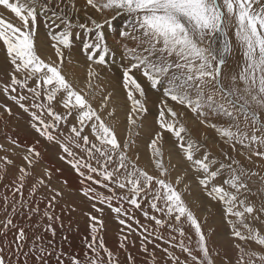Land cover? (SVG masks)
<instances>
[{
	"label": "snow or ice",
	"instance_id": "obj_1",
	"mask_svg": "<svg viewBox=\"0 0 264 264\" xmlns=\"http://www.w3.org/2000/svg\"><path fill=\"white\" fill-rule=\"evenodd\" d=\"M85 3L101 19L86 16V22L74 24L64 9L59 8V3L53 6L51 0H0V6L14 14L20 22L16 24L0 16V42L6 46L13 66L10 83L3 85V92L30 114L31 126L40 136L60 146V159L71 165L80 177L102 184L105 188L111 185V195L97 193L94 188L84 186L81 190L86 197L107 204L118 219L121 215H129L123 202L136 209H141V202H148L154 212L166 219L149 216L148 211H143V215L157 225L167 224L181 237L175 246L186 253L188 259L181 261L175 253L164 249L172 264H215L201 222L178 190L182 177H177L175 182L169 179L163 150L164 133L168 132L175 137L176 146L193 170L200 174L199 183L207 196L222 206L231 235L240 241L235 244L236 259L222 260L221 264H264V251L248 246L255 242L264 248V232L253 226L258 222L264 224V187L255 192L249 187L253 177L264 185V176L245 169L239 160L227 154H224L225 160L212 157L204 144L191 138L184 123L185 113L169 104L172 101L190 111L200 124L213 129L221 142L232 149L237 144L247 148L255 144L254 154L264 157V148L260 147L264 146V0H85ZM71 6L75 8L74 3ZM41 15L46 17V22L51 20L60 29L49 33L58 62L46 61L37 52L34 35L37 18ZM118 17L124 18L123 23L113 27ZM106 26L113 28L119 37L117 43L122 49L119 63L116 53L105 41ZM74 28L95 33L94 39L83 42L82 50L89 63L82 88L74 86L62 72L63 50L72 47ZM230 30L242 61L236 65L239 71L232 73L229 85L225 86L224 69L230 67L228 60L233 54ZM109 56L112 57L111 62L106 59ZM112 65H116L121 72V87L131 104L123 139L116 130V109H109L113 93L98 83L102 77L94 67ZM137 74L151 89H162L163 92L156 118L159 130L152 134L149 143V163L156 170L155 175L139 166L138 155L135 158L130 155L135 146L134 136L139 135L134 128L141 127L138 121L149 111L146 89ZM25 90L29 95H25ZM97 96L100 100L94 106ZM53 102L62 106L63 114L56 110ZM6 110L11 113L10 108ZM69 118L75 123L70 125L69 134L60 139L53 133L61 123L67 125ZM38 144L39 141L36 142ZM36 145L29 146L23 155L28 167H19L11 199L8 195L2 197L6 218L0 221V227L4 235L9 228H17L12 241L17 256L28 236L24 227L13 223L12 217L17 214L18 208L28 206L23 188L26 177L31 175L29 169L41 156ZM197 153H200L199 158ZM13 163L8 156L0 157V173L6 171V165ZM94 174H99L101 179H95ZM52 176V171L46 168L32 184L29 197L35 196L41 187L51 193L43 211L48 223L43 227L54 237L56 228L52 221L59 217L54 216L51 209L63 193L51 186ZM81 182L83 184V180ZM117 190H126V194L119 195ZM253 196L260 201L259 205L252 202L250 198ZM113 200L121 203L114 206ZM92 207L98 212L103 211L97 208L96 203ZM39 212L37 204L35 208H29L28 216L31 218ZM90 219L91 240L86 243L87 251L82 259L71 257L70 264H118L103 239L98 240V224L102 226L103 222L98 221L96 216ZM182 219L194 229V242L189 237L185 243V229L180 226ZM119 223L123 225L126 220L119 219ZM136 223L139 224V221ZM126 239V236L122 238L121 248L125 246L123 241ZM51 244L52 241H48V245ZM143 250L148 251L146 246ZM29 251L36 253V259L42 264H47L45 257L51 255L40 235L33 238ZM4 252L5 249L0 247V264H11ZM24 255L27 258L28 253ZM128 259L131 261L132 257L129 255ZM57 264H64L59 256Z\"/></svg>",
	"mask_w": 264,
	"mask_h": 264
},
{
	"label": "rangeland",
	"instance_id": "obj_2",
	"mask_svg": "<svg viewBox=\"0 0 264 264\" xmlns=\"http://www.w3.org/2000/svg\"><path fill=\"white\" fill-rule=\"evenodd\" d=\"M77 14L79 15V22H86V19L83 18L81 14L78 12ZM0 16H3L5 19H8L13 23H20L14 14L5 10L2 6H0ZM88 16H90V13ZM71 19L74 21L73 17H71ZM122 19L124 18L118 17L116 21L113 22V27L121 24ZM45 21L46 17H43V15L38 16L34 35L35 46L38 54L41 55L42 58L49 54L52 55L49 58H56L57 56L53 47L54 41L49 35L50 31H48ZM115 23L117 24L115 25ZM107 28L110 33L114 35L115 39L119 38L113 28ZM75 31L76 28H74V34ZM104 32L106 37L107 32L105 28ZM78 33L79 34L77 36L73 37L72 47L65 48L63 50L64 62L62 65V72L67 79L73 82L74 86L82 88L86 82V67H88L87 63L89 62L82 50L83 45L81 44V39L83 40L84 36L92 37V39H94L95 33H91L90 36V33L86 34L85 31L80 29H78ZM230 37L233 40V54L228 60V65L230 67H226L224 69L225 86L229 85L232 73L234 71H239L236 65L238 62L242 61L239 47L235 42V38L231 30ZM118 40L119 39L115 42L116 48L113 47L112 43L106 42L108 46H110V49L116 53V56L118 55L117 63L119 62V55L122 53V49L117 44ZM117 50H119L118 54L116 52ZM74 51L75 56L79 55L77 58L84 64V66L81 67V72H79L80 68L73 67L71 69L72 71L76 70L77 75L67 68L69 67L67 64L72 62L71 53ZM82 58H84V61ZM48 59H46V61ZM106 59L111 62L112 57L109 56L106 57ZM56 60H58V57ZM80 61L77 60L79 63ZM113 67V65L111 67L101 66L100 74L104 80L101 79L98 83L101 87L105 88L106 91H111L113 93L109 109H116L114 118L115 123L118 120L119 115H121L124 119L120 126L117 125L116 129L118 136L123 139L126 134L127 115L130 111L131 104L126 98L125 90L121 87V72L118 67H115V69ZM106 69L107 72L105 73L104 71H106ZM12 70L13 66L10 63V58L7 56L6 46L0 42V119L3 122V118H6L3 124L0 125V157L8 156L9 159L14 161L12 165L5 166L6 171L0 173V177H2L0 178V221H3L6 218L2 197L4 195H8L11 199V189L19 176V167H28L26 162L23 160V155L26 154L27 148L39 141L38 146H36L37 150L40 151L41 156L34 166L29 169L31 175L26 177L24 182L23 195L24 199L28 201V206L18 208L17 214L12 217L13 223L17 227H24L28 236V239L24 242V248L21 249L19 256L14 254L15 244L12 243L17 228H9L7 230V235H4V230L0 227V247L5 249L4 255L6 259H10L11 264H25V259H27V264H42L41 261L36 259L37 254L29 251L32 240L36 235H40L44 238L45 246L48 247V250L51 253V255L45 257L47 264H57L58 256L64 261V264H70V259L73 256H77L82 259L84 253L87 251L86 243L91 240V216H96L98 221L103 222L102 226L98 224V240L99 238L103 239L105 246L113 252L114 260H118V264H172L168 253H166L164 249H168V252L175 253V255L180 257L181 261L188 259L187 254L182 253L181 249L178 246H175L178 245L181 240L177 231L169 228L167 224L163 226L157 225L155 221L143 215V211H148L149 216L156 215L160 219H166V217L160 213L154 212L149 207L148 202H141V209H136L133 206H130L126 201L123 202V206L128 210L129 215L128 217L123 215L119 217V219L126 220V223L122 225L119 223L117 214L114 213L107 206V204H101L83 194L81 189L82 187L87 186L89 188H94L97 193L111 195V192L109 191L111 185H109V188H105L102 184H96L93 181H88L85 178L80 177L71 165H69L65 160L60 159V156L62 155V149L60 146L56 142L48 141L45 137L40 136V134L31 126L32 122L30 114L21 109L15 101L9 99V94L4 93L2 90L4 84L10 83V74ZM66 70L67 72H64ZM107 74L110 76L106 79L104 76ZM137 75L141 80V83L145 86L146 102L149 111L144 117H142V120L138 121V124H140L141 127L134 128V132L139 133V135L134 136L135 146L131 150L130 155H133V158L138 155L139 166L145 168L150 174L155 175L156 170L153 165L149 163L151 156L149 143L152 134L159 130L156 118L158 116L160 100L163 98V92L162 89H151L146 81L140 77L139 74ZM31 84L32 82L29 81L30 86ZM116 88L120 89V93L116 92ZM18 91H20L19 88ZM25 95H29L26 90ZM96 98L94 106L98 104L100 100L99 96ZM53 104L56 110L63 114L62 106L56 104L55 102H53ZM169 104L170 106L176 108L177 111L185 113L186 119L184 123L191 134V138L205 144V148L212 154V157L219 160H225L224 154H227L228 156L233 157V159L239 160L245 169L258 172L260 175L264 176V157H258L254 154L257 147L255 144H253L251 148L242 147L237 144L236 148L232 149L227 144L221 142L218 134L213 129L200 124L196 116L190 111L185 110L181 106L175 105V102L169 101ZM7 108L11 109V113L7 112ZM122 110L124 111V115H122ZM45 118L47 119V116H45ZM262 119H264V113H262ZM142 122L145 123L143 130ZM72 123H75V121L69 118L68 124L65 125L64 123H61L59 128L53 134L58 136V138L63 139L64 136L69 134L70 125ZM87 131L88 130L86 129L85 132L87 133ZM248 131L250 133L251 128H249ZM257 134L259 135V133ZM12 141H15L16 143L13 144ZM28 141L31 142V145L27 144ZM260 147L264 148V146ZM163 150L165 165L168 167L170 173L169 179L175 182L177 177H181L178 173H176V170L179 168L183 170L181 173L183 174L181 182H183L184 179H191L192 184H194V186L190 188L191 186H184L180 183L178 185V190L181 191L185 202L200 220L201 227L207 238L210 255L215 261V264H221L222 260L231 259L234 261L237 257L235 244L240 243V241L231 235V228L226 223L222 212V206L207 196L205 189L199 183L200 174L193 170L191 163L184 158L181 151L176 146L175 137L168 132L164 133ZM80 154L83 155V153ZM142 155L149 157L147 164H143ZM49 156L53 161V163L50 161L51 164H53L51 167L44 161L45 158H49ZM199 156L200 153H197V158H199ZM249 156H251L250 160L248 159ZM176 158H180L183 162L180 164L173 162ZM52 167H57L58 170L55 171V168L53 171L51 169ZM46 168L51 170L53 173L51 186L57 188L63 193L61 197L57 198L56 203L51 209L54 216L59 217L58 220L52 221L53 226L56 228V235L54 237L50 232H45L43 227L48 223L47 219L43 217V211L47 207V198L51 193L47 188L41 187L35 196L29 197V191L32 184L44 174V170ZM94 178L101 179L99 174H94ZM82 180L83 184L81 182ZM69 181L71 182L67 183ZM189 184L190 183H188V185ZM6 185L8 186L7 189L5 188ZM194 187H196V190H194ZM249 187L252 188L253 192H255L258 188L264 187V185L260 184L257 177H253L252 181L249 183ZM117 194L125 195L126 190H117ZM90 195L92 194L90 193ZM16 199L18 200L19 196H17ZM195 199L199 201L197 202ZM250 199L253 203L259 205L260 201L257 197L253 196ZM93 203H96L97 208H102L103 211L98 212L92 207ZM112 203L114 206H119L121 201L113 200ZM37 204L39 205L40 212L34 213L31 218H29V208H35ZM132 217H135V219H132ZM262 220H264V217H262ZM136 221H139V224H137ZM37 224L40 226L36 227ZM61 225H63V227H61ZM180 226L185 229V243L188 242L189 237L194 242L196 239L194 229H192L183 219L180 221ZM253 226L260 228L262 232H264V224L258 222ZM145 228L147 229L146 232ZM125 236L127 237V239L123 241L125 246L121 248L120 244L122 242V238ZM65 237H67V239H64ZM145 237H147V239H145ZM48 241H52L51 246L48 245ZM143 246L147 247V252L143 250ZM248 246L257 251H264V248L256 245L255 242H252ZM61 251L63 252V255H61ZM25 253H28L27 258H25ZM102 255L106 254L102 253ZM129 255L132 257L131 261L128 259Z\"/></svg>",
	"mask_w": 264,
	"mask_h": 264
},
{
	"label": "bare ground",
	"instance_id": "obj_3",
	"mask_svg": "<svg viewBox=\"0 0 264 264\" xmlns=\"http://www.w3.org/2000/svg\"><path fill=\"white\" fill-rule=\"evenodd\" d=\"M51 2H52V5L53 6H55V5H57L58 3H59V8H62V9H64V11H65V13L71 18V17H73L74 18V21L73 22H79V15L77 14V12L79 13V14H81V16H83V18H85L86 19V16H88V14L90 13V16L92 15V17L93 18H96V19H101V17H100V15L99 14H97V13H95L90 7H86V3H85V0H51ZM72 3H74L75 4V8H73L72 6H71V4ZM76 11V12H75ZM82 11H85V12H82ZM51 14L49 13V16H50ZM43 17H45V16H43ZM84 19V20H85ZM121 19V18H120ZM83 20V19H82ZM121 22L123 23V19L121 20ZM56 23H59V21H56ZM76 23H74V24H76ZM45 24H47L46 26H47V29H48V31H50V32H56V31H59L60 29H57L56 27H55V24H53L52 22H51V20H47V22L45 21ZM117 23H115V25H116ZM63 27V25H61V28ZM105 30H106V32H107V36L105 37V41L106 42H110V43H112V45H113V47L114 48H116L115 46V42H116V40L117 39H119V38H116L115 39V37H114V35L113 34H111L110 33V31L108 30V28L107 27H105ZM115 32V31H114ZM79 33H78V29H76V31H75V34H74V36L73 37H75V36H77ZM86 34H87V32H86ZM90 36H91V33L89 34ZM83 37V36H82ZM95 37V36H94ZM79 38H81V37H79ZM90 39H92V37H83V40L81 39V44L83 45V42L85 41V40H90ZM118 44V43H117ZM112 47V46H111ZM109 48H110V46H109ZM117 52V54L119 53V50H117L116 51ZM52 55L51 54H49V55H46V56H44L43 58L46 60V59H48L49 57H51ZM57 56V55H56ZM79 55H77V56H75V51L74 52H72L71 53V57H72V62H70V63H68L67 64V66H69V67H67L69 70H71L73 67H75V68H80L79 70V72H81V67L82 66H84V64L77 58ZM120 56V55H119ZM57 58V57H56ZM56 58H49L51 61H53V62H58V60H56ZM48 59V60H49ZM76 61H75V60ZM83 59V61H84V58H82ZM81 59V60H82ZM110 59V58H109ZM116 59H117V61H118V55L116 56ZM77 60L78 61H80V63L82 64H80L79 62H77ZM110 62V61H109ZM87 63V62H86ZM119 63V62H118ZM88 64V63H87ZM88 66V65H87ZM114 67V69H115V67H117L116 65H113ZM94 67H96V69L98 70V71H100V68H101V66H94ZM87 68V67H86ZM67 69V70H68ZM67 70L66 71H64V72H67ZM72 71V70H71ZM70 71V72H71ZM78 71V70H77ZM72 72H74L76 75H77V73H76V70H73ZM105 73L107 72V69H106V71H104ZM103 72V73H104ZM71 74V73H70ZM81 75V74H80ZM110 75L109 74H107V75H105L104 77L107 79L108 77H109ZM102 79L104 80V78L102 77ZM107 81V80H106ZM111 81V80H110ZM120 89H117L116 88V92H119L120 93V91H119ZM117 94V93H116ZM123 96V95H122ZM97 99V98H96ZM127 108V107H126ZM122 115H124V111L122 110ZM121 120H120V119ZM119 118H118V120L116 121V123H117V125H119L120 126V124H121V122L122 121H124V119H123V117L121 116V115H119ZM9 119V118H8ZM6 120V118H3V122ZM3 122L1 121V119H0V125H2L3 124ZM124 123V122H123ZM145 127V123L144 122H142V130H143V128ZM11 131V130H10ZM6 132H8V131H6ZM5 133V132H4ZM28 139V138H27ZM10 140V139H9ZM33 142V141H32ZM27 144H29V145H31V142L30 141H28V143ZM34 144V143H33ZM34 145H36V144H34ZM205 145V144H204ZM38 146V145H37ZM36 146V147H37ZM144 154H145V152H144ZM146 156V155H145ZM145 156H143L142 155V161H143V164L144 163H146L147 164V162H148V159H149V157L147 156V157H145ZM46 157V156H45ZM47 164H49V166L51 167L53 164H51V162L50 161H52V159H51V157L49 156V158L47 157V158H45V160H44ZM173 162H176L177 164H180L181 162H183L180 158H176V159H174L173 160ZM52 163H53V161H52ZM145 166V165H144ZM55 168H56V170H55ZM52 170L54 169L55 171H57L58 170V168L57 167H52L51 168ZM60 169V168H59ZM53 170V171H54ZM183 172V170L182 169H177L176 170V173H178V175H180L181 177H183V174H181ZM66 174V173H65ZM74 176V175H73ZM67 177V176H66ZM71 181H69V182H67V183H70ZM188 183H190L189 185H188ZM181 184H183L184 186L185 185H187V186H191L190 188H192L193 186H194V184H192V180L191 179H184V181L183 182H181ZM181 186V185H180ZM78 187V186H77ZM189 188V189H190ZM195 189L194 190H196V187H194ZM193 190V189H192ZM191 190V191H192ZM199 196V195H198ZM46 200V199H45ZM195 201H199V200H197V199H195ZM196 207V206H195ZM204 209V208H203ZM206 212V211H205ZM204 213V212H203Z\"/></svg>",
	"mask_w": 264,
	"mask_h": 264
}]
</instances>
